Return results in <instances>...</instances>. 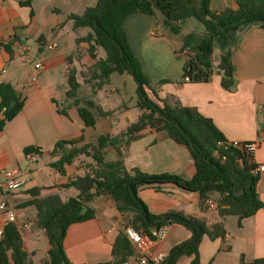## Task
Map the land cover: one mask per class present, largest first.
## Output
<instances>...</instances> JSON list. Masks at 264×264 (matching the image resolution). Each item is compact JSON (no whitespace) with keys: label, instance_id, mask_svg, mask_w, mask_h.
<instances>
[{"label":"crops","instance_id":"1","mask_svg":"<svg viewBox=\"0 0 264 264\" xmlns=\"http://www.w3.org/2000/svg\"><path fill=\"white\" fill-rule=\"evenodd\" d=\"M96 2L0 0V84L11 83L17 96L23 100L20 111L0 128V168L15 170L16 175L25 181L16 190L10 191L0 186V199L14 208L23 248L30 253L32 264H41L50 247L47 240L45 258L38 263L33 261L34 251L24 239L22 229H35L32 233L36 235L44 233L35 227L37 210L32 201L52 194L65 200L91 186L86 164L92 159L79 155L71 164L64 166L65 173L62 174L51 165L60 157L59 152L52 153L55 143L63 139L73 142L68 147H78L97 143L100 136H119L146 112L138 106L135 81L132 91H129L135 103L126 106L122 101L123 109L118 105L107 108L93 100L103 89L107 95L120 90L117 87L106 89L113 73L101 86L92 87L97 80L84 81L88 75L82 72H88L96 60L103 57L101 48L97 49L96 58H91L87 43L76 42L77 37L85 35V29L73 30L72 20L67 16L70 13L80 15L86 7L94 6ZM210 7L218 12L225 7H235V1L211 0ZM178 25L181 33L204 32L203 24L193 13L180 19ZM225 31L227 39L215 40L213 43L212 75L209 81H180L186 54L180 51L181 42L177 35V44L169 45L168 48H154L160 54L154 57L156 62H152L156 69L155 77L153 79L147 75L160 97H165L170 104L195 107L212 119L227 140L255 141L257 147L253 161L264 166V133L258 129L259 110L264 102V28L260 22L239 21L228 25ZM157 34V31L151 32V35ZM168 41L172 44V40ZM51 43L55 45L49 49L47 45ZM24 46L31 48L30 56L24 54ZM222 55H226L233 66V81L236 80L234 90L221 85L223 71L218 65ZM38 60L41 67L35 68L34 62ZM163 62L168 64L165 68L161 66ZM141 65L146 72L143 62ZM70 70L75 71L80 83V105L86 106L95 118L92 126L85 125L77 106L66 96ZM161 79L169 81L158 84ZM146 91L148 96L152 95L148 89ZM90 101L95 107L89 105ZM96 107L104 114H100ZM137 134L126 146L120 147L121 154L114 146H106L104 159L122 160L128 171L138 168L149 174H174L184 180L193 176L194 161L186 146L174 141L166 131L149 126ZM26 147L33 148L28 153L32 152L34 159L28 157L24 150ZM68 182L74 185L65 186ZM256 189L259 199L264 202V170L259 172ZM137 195L148 211L155 215L165 217L173 212H181L203 219L209 227L218 222L223 223V237L201 236L198 253L202 264H242V259L249 262L264 257V207L241 220L236 215L221 217L216 209V193L210 194L202 205L198 191L186 190L174 183H163L159 187L141 186ZM91 205L95 209L93 218L67 227L63 241L65 253L72 264H115L111 249L121 232L119 224L126 214L119 212L115 203L107 198L91 202ZM190 236L191 232L185 226L168 224L164 238L155 241L150 250L164 252L167 257L171 249ZM191 259L192 256L182 254L177 257L175 264H190Z\"/></svg>","mask_w":264,"mask_h":264},{"label":"trees","instance_id":"2","mask_svg":"<svg viewBox=\"0 0 264 264\" xmlns=\"http://www.w3.org/2000/svg\"><path fill=\"white\" fill-rule=\"evenodd\" d=\"M211 0H97L94 6H88L80 15L70 13L73 30L89 28V31L76 38V42L87 43V51L96 58L97 49L101 48L104 56L100 57L88 69L82 72L85 82L95 81L101 86L111 73H129L137 84L138 106L146 110L137 122L130 124L119 136H100L97 143L82 146H70L73 142L58 140L52 150L59 152L60 157L51 165L60 173H65L64 166L71 164L79 155L92 159L88 166L87 176L92 179L90 188L80 190L75 197L65 200L57 194L35 198L32 203L37 213L35 227L43 231L50 245L47 257L41 264H72L64 250V237L67 227L75 222L93 218L95 209L91 202L107 198L113 201L123 216L126 224L142 229L150 234L152 228L161 225L178 223L185 226L191 236L169 252L162 264H175L179 255L192 256L190 264H202L199 258L198 245L203 234L210 238L223 237L225 228L218 222L211 227L203 219L173 212L168 218L148 211L144 202L137 195L141 186H157L163 183H174L191 191H198L202 205L210 194L216 193V209L221 217L236 215L239 220L251 216L264 207L257 193L256 185L259 174L253 172L257 164L249 160L242 148L227 144L228 140L217 128L210 117L201 114L195 107L179 103L170 104L165 97H160L157 89L144 73L141 61L136 55L125 29V24L133 15L140 13L152 16L158 11L163 17V24L171 34L179 36L180 51L185 52L180 81L206 82L212 75V51L215 40L227 39L225 28L239 21L260 22L264 28V0H234L235 7H225L213 11ZM193 13L204 26V32H180L178 21ZM219 68L223 71L221 85L228 89L233 82V66L226 55H222ZM159 80L158 84L168 82ZM69 89L66 96L77 106L80 117L86 126H92L95 118L92 112L80 105L75 71L68 73ZM148 89L152 98L148 96ZM89 105H95L90 101ZM20 99L9 82L0 84V128L12 119L22 108ZM100 114L104 112L96 107ZM258 129L264 133V102L259 110ZM149 126L155 130H164L177 143L186 146L193 158L195 172L184 180L168 174H149L138 168L128 171L122 160L106 161L104 148L114 146L121 154V146H126L135 139L142 129ZM25 152L33 150L26 147ZM74 185L68 182L65 186ZM178 249V250H177ZM177 250V251H176ZM175 252V254H174ZM132 253V247L122 232L116 237L111 254L115 264L122 262ZM174 254V255H173ZM173 255V256H172ZM23 248V239L15 222L4 225L0 236V264H32V260ZM172 256V257H171ZM170 259V260H169ZM242 264H264V257L255 258Z\"/></svg>","mask_w":264,"mask_h":264},{"label":"rangeland","instance_id":"3","mask_svg":"<svg viewBox=\"0 0 264 264\" xmlns=\"http://www.w3.org/2000/svg\"><path fill=\"white\" fill-rule=\"evenodd\" d=\"M162 18V15L158 11H156L154 16L137 13L128 19L125 24V29L129 35L131 45L138 58L141 60V62H143V68L146 71L144 73H146V75H150V77L153 79L155 77L154 73H156V69L154 68V65H152V62H156V60H153L154 57L160 55L155 51L154 48H168L169 45L171 46L177 44V41H175L177 38L174 34L172 35L168 29H165L163 23L161 22ZM83 29H85L86 33L89 31V28ZM155 31L159 32V34L151 35V32ZM167 39L172 40V44ZM100 54L101 56H104L102 49H100ZM171 55L172 54H170V56ZM161 56L164 57V55ZM162 64L163 65L161 66H163V68H165V65H168L166 62H163ZM171 68L172 66L170 67V70ZM126 76L127 78H125ZM110 78V83L106 86V89L109 90L113 87H117L120 90L118 92H113L112 95H107L105 89H103L95 96L96 98L93 100L100 102L102 106L107 108H111L113 105H118L121 109H123L124 106H122V101H124V105L126 106L133 105L135 102L129 96V91H132V86L134 84L131 74L126 72L122 75L113 73L111 74ZM150 96L152 98L151 94ZM135 101L137 100L135 99ZM122 118L123 117H121V119ZM107 159L109 158L107 157ZM33 230L35 229L23 228L22 233L24 235V239H26L28 242L29 248L34 251L32 256L33 261L38 263L45 258V249L48 246V243L46 237L42 233H38L36 235V233H32Z\"/></svg>","mask_w":264,"mask_h":264},{"label":"built area","instance_id":"4","mask_svg":"<svg viewBox=\"0 0 264 264\" xmlns=\"http://www.w3.org/2000/svg\"><path fill=\"white\" fill-rule=\"evenodd\" d=\"M54 45V43H51L48 44L47 47L51 49ZM23 51L26 56H30L32 53L29 46H24ZM34 67L40 68L41 62L39 60L35 61ZM227 144L232 147L244 149L249 160L253 161V155L257 147L255 141L228 140ZM28 157L34 159V154L32 152L28 153ZM263 170L264 166L257 164L253 172L259 174V172ZM24 182L25 181L22 178L16 175L15 170L0 168V186L11 191L20 188ZM4 220H6L7 223L16 222V214L11 205H9L4 199H0V236H2L4 231ZM119 229L128 239L132 247V253L122 262V264H161L165 260L166 254L164 252L158 250L152 251L150 248L155 241L164 238L168 229V224L153 228L150 234H146L133 225L126 224L124 220H122L119 224Z\"/></svg>","mask_w":264,"mask_h":264},{"label":"water","instance_id":"5","mask_svg":"<svg viewBox=\"0 0 264 264\" xmlns=\"http://www.w3.org/2000/svg\"><path fill=\"white\" fill-rule=\"evenodd\" d=\"M235 85H236V80L233 81V84L230 86V89L234 90ZM89 183L92 184V179H89ZM165 218H168V215H166Z\"/></svg>","mask_w":264,"mask_h":264}]
</instances>
